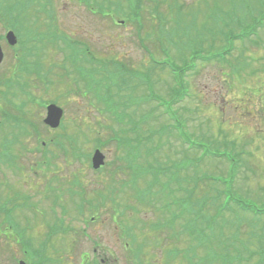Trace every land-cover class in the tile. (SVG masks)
Listing matches in <instances>:
<instances>
[{
  "label": "rangeland",
  "instance_id": "1",
  "mask_svg": "<svg viewBox=\"0 0 264 264\" xmlns=\"http://www.w3.org/2000/svg\"><path fill=\"white\" fill-rule=\"evenodd\" d=\"M101 1L52 0L44 6L45 0H0L6 2L1 10L16 16L14 26L30 40L28 52L22 46L9 50L0 68V134L15 131L10 143L17 144L20 127L13 120L33 132L12 151L16 169L0 162L1 181L9 183L5 190L0 185V201L17 222L13 226L0 213V264H39L36 257L43 254L29 247L33 255L24 253L20 239H29L34 248L46 243L42 264H80L83 252L88 264H264V215L243 213L237 205L218 211V191L230 180L235 195L264 206V26L254 24L258 16L253 13L264 10V0H141L136 23L131 0H108L107 13L123 9L112 17L100 15L96 4ZM24 10L52 12L56 19L44 17L39 32L34 19L25 27L31 17L20 18ZM250 26L255 35L245 44L236 41L232 51L221 41L226 33H247ZM68 36L87 51L92 65L99 59L118 74L109 60H119L126 73L139 70L133 88L123 83L119 97L111 93L109 82L115 78L95 77L93 69L78 66L73 48L65 45ZM146 49L155 69L142 63ZM186 66L191 69L178 88L181 79L170 75ZM147 74L151 78H142ZM15 81L28 83L25 92ZM178 91L182 99L173 98ZM49 102L63 109L60 128L43 124ZM172 116L201 148L171 129ZM138 124L136 142L132 132ZM65 128L77 137H63ZM147 129L152 136L144 142L151 133ZM119 130L120 138L128 139L123 147L108 141ZM95 148L103 153L104 165L94 171L83 154L91 156ZM41 149L53 156L44 159ZM76 149L79 158L70 156ZM231 149L237 154L231 163L218 156ZM209 176H220L226 185ZM194 178L199 181L191 194L194 203L177 218L186 232H178V225L163 228L157 222L178 210L171 199H182ZM49 186L59 194L54 202V194L45 190ZM20 191L30 198L14 200L23 202L18 212L6 198ZM76 191L88 200L82 214L75 209ZM57 218L63 220L60 225Z\"/></svg>",
  "mask_w": 264,
  "mask_h": 264
},
{
  "label": "trees",
  "instance_id": "2",
  "mask_svg": "<svg viewBox=\"0 0 264 264\" xmlns=\"http://www.w3.org/2000/svg\"><path fill=\"white\" fill-rule=\"evenodd\" d=\"M187 139L189 140L188 137H187ZM191 143H193V142H191ZM198 145L201 146L200 144H198ZM224 148H226V146ZM224 153L225 152L222 151L218 155L219 156H225L226 155V157L231 160L230 156H228L227 154H224ZM231 161H233V160H231ZM203 180H205V179L201 178L200 181H203ZM192 181H193V183H191L192 185L186 186V193L182 199H179L178 201H176V200L172 201V199H171V204L174 205L175 207H177V209H178L177 212H175L174 209L172 210L171 219L178 220L177 218H180L181 214H183L184 211L189 212L191 210V206L194 203V201L192 199V195L194 196L193 190H194L195 185L196 184L198 185V182H199V181H196L195 178L192 179ZM209 181H212V180H209ZM124 183L128 184L127 181H125ZM134 188H136L135 185H134ZM218 193H219V200H220V206L218 207V211L222 210L224 212L225 210H230L232 206L237 205L239 207V208L237 207V209L241 210L243 213L252 214L253 216H263L264 215V206L258 205L257 203L250 201L249 199L241 198V197L235 195L234 193L231 192L230 188H228L227 191L224 189H222V190L220 189V191H218ZM168 201L165 202L166 207L168 206ZM202 221L206 225H211L206 220H202ZM191 226L192 225L188 224V222H187V229H188V232L190 231L189 232L190 234H192L193 230H194V229L192 230ZM40 258L41 257H39L38 259H40Z\"/></svg>",
  "mask_w": 264,
  "mask_h": 264
},
{
  "label": "water",
  "instance_id": "3",
  "mask_svg": "<svg viewBox=\"0 0 264 264\" xmlns=\"http://www.w3.org/2000/svg\"><path fill=\"white\" fill-rule=\"evenodd\" d=\"M1 58V55H0ZM48 109V118L46 121H48L52 126H55L58 124L59 117L61 115V110L54 105H49L47 107ZM94 166H98L102 163V155L98 152L94 155Z\"/></svg>",
  "mask_w": 264,
  "mask_h": 264
},
{
  "label": "flooded vegetation",
  "instance_id": "4",
  "mask_svg": "<svg viewBox=\"0 0 264 264\" xmlns=\"http://www.w3.org/2000/svg\"><path fill=\"white\" fill-rule=\"evenodd\" d=\"M21 15H22L23 18H26L29 15V12L22 11L21 12ZM7 31L4 32L3 31V28L0 27V44H1L2 48L4 46V49H3V59H2L3 61L0 63V68H1L2 64L4 63V61H5V58H6L7 54H10V51H9V48H8L9 45L6 42V32ZM3 77L4 78H10V76L8 74L3 75Z\"/></svg>",
  "mask_w": 264,
  "mask_h": 264
}]
</instances>
